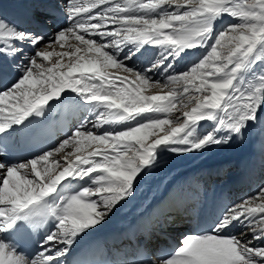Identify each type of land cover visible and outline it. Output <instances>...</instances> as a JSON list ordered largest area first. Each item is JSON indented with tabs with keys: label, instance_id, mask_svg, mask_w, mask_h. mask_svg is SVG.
<instances>
[{
	"label": "snow or ice",
	"instance_id": "6c2138e0",
	"mask_svg": "<svg viewBox=\"0 0 264 264\" xmlns=\"http://www.w3.org/2000/svg\"><path fill=\"white\" fill-rule=\"evenodd\" d=\"M53 7L66 23L51 36L37 30L53 18L47 13L36 29L0 13V74L11 76L0 86V264H67L77 241L135 195L163 154L227 146L264 124V0ZM60 108L77 118L58 143L6 158L13 133ZM41 231L29 257L16 237ZM118 255L103 264H264V186L170 248L137 244ZM75 264L100 262L85 254Z\"/></svg>",
	"mask_w": 264,
	"mask_h": 264
},
{
	"label": "bare ground",
	"instance_id": "6f19581e",
	"mask_svg": "<svg viewBox=\"0 0 264 264\" xmlns=\"http://www.w3.org/2000/svg\"><path fill=\"white\" fill-rule=\"evenodd\" d=\"M55 3L57 0H0V13L8 19L24 18L25 15L26 20L29 16L41 20L46 13L44 10ZM47 23L53 31L62 26H55L48 20ZM200 51L192 52L176 62L175 70H184L186 64L200 55ZM26 55H31V50L28 49ZM137 64L140 66L139 62ZM153 75L163 79L157 73ZM0 86H3L2 82ZM76 118L71 112L65 113L62 108L50 116L48 123L55 132L52 145L64 137L56 126L59 120H66L70 127ZM208 127L209 124H203L202 130ZM262 182L264 124L249 127L242 138L233 140L227 146L194 151L186 155L165 153L157 168L141 179L135 195L103 226L77 241L71 254L65 258L67 264L72 262L71 255L78 247L95 237H100L103 244H106L111 259H121L118 253L130 250L131 245L126 236L132 228L137 231V239L147 234V248L152 253L157 252L166 235L178 234L179 240L186 232L189 222L196 219L203 210L214 218L225 205L249 197V194L253 195ZM181 223L183 228L177 230ZM38 250L39 247L35 253Z\"/></svg>",
	"mask_w": 264,
	"mask_h": 264
},
{
	"label": "rangeland",
	"instance_id": "374dc122",
	"mask_svg": "<svg viewBox=\"0 0 264 264\" xmlns=\"http://www.w3.org/2000/svg\"><path fill=\"white\" fill-rule=\"evenodd\" d=\"M225 19H226V21H227L228 18L226 17ZM199 51H200V50H199ZM201 51H202V50H201ZM201 51L199 52V54H201ZM195 59H196V58H195ZM226 168H227V167L225 166V167H224V170H226ZM212 175H213V174H212ZM218 176H220V175H218ZM211 180H213V179H211ZM261 186H264V182H262L261 184H259V185L256 187V190L254 191V194L257 192L258 188L261 187ZM254 194H253V195H254ZM250 195H251V194H249L248 196H250ZM251 196H252V195H251ZM182 224H183V223H181L180 225H178L176 229H177V230H181V229L183 228V225H182Z\"/></svg>",
	"mask_w": 264,
	"mask_h": 264
}]
</instances>
